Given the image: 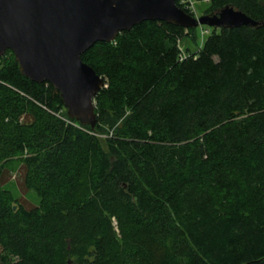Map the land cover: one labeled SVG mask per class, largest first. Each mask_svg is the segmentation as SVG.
<instances>
[{
    "label": "trees",
    "instance_id": "16d2710c",
    "mask_svg": "<svg viewBox=\"0 0 264 264\" xmlns=\"http://www.w3.org/2000/svg\"><path fill=\"white\" fill-rule=\"evenodd\" d=\"M192 1L258 25L204 26L184 57L199 28L144 22L96 44L82 56L106 80L95 129L0 58V175L20 157L40 200L0 191V264H264V5Z\"/></svg>",
    "mask_w": 264,
    "mask_h": 264
},
{
    "label": "water",
    "instance_id": "95a60500",
    "mask_svg": "<svg viewBox=\"0 0 264 264\" xmlns=\"http://www.w3.org/2000/svg\"><path fill=\"white\" fill-rule=\"evenodd\" d=\"M155 21L184 29L258 25L231 6L196 18L176 0H0V58L11 51L24 77L60 92L70 120L95 129V99L106 80L82 56Z\"/></svg>",
    "mask_w": 264,
    "mask_h": 264
},
{
    "label": "rangeland",
    "instance_id": "374dc122",
    "mask_svg": "<svg viewBox=\"0 0 264 264\" xmlns=\"http://www.w3.org/2000/svg\"><path fill=\"white\" fill-rule=\"evenodd\" d=\"M185 8L192 10L194 17L200 18L202 16H210L207 11L209 5L207 3H197L192 0H182ZM264 5V0H262ZM202 27H199V39L197 41H192L191 39L185 40L179 43V47L182 53V56H187L196 52L199 49V46L203 43L204 38L208 35H202ZM209 28V27H208ZM217 32L220 31L219 28H215ZM213 30L209 28L208 33ZM3 65L0 62V67ZM23 123L30 124L32 123V117H24ZM105 132L101 135V139L104 140L106 135H112L113 128L110 129L109 126H104L103 129ZM109 131V133H107ZM29 168L25 165L20 157L11 159L5 163V169L0 175V191L10 195L16 205L22 206L25 210H32L38 208L40 205V200L35 192L29 190L26 185V178L28 175Z\"/></svg>",
    "mask_w": 264,
    "mask_h": 264
}]
</instances>
